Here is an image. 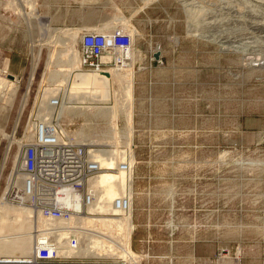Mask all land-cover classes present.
<instances>
[{"label": "rangeland", "instance_id": "obj_1", "mask_svg": "<svg viewBox=\"0 0 264 264\" xmlns=\"http://www.w3.org/2000/svg\"><path fill=\"white\" fill-rule=\"evenodd\" d=\"M97 27L130 33L132 70L109 69L105 88L57 76L38 110L55 42ZM40 47L17 139L37 112L59 117L74 144L121 151L130 135L131 247L142 264H264V0H0V78L12 84L0 97V133L13 131ZM53 98L62 108L50 107ZM8 144L0 134V167ZM20 150L13 144L0 198ZM97 255L86 261L125 264Z\"/></svg>", "mask_w": 264, "mask_h": 264}, {"label": "bare ground", "instance_id": "obj_2", "mask_svg": "<svg viewBox=\"0 0 264 264\" xmlns=\"http://www.w3.org/2000/svg\"><path fill=\"white\" fill-rule=\"evenodd\" d=\"M122 20L125 19L122 18ZM116 21H118V19H116ZM125 23L130 24L129 20H125ZM111 27H97L75 30L72 29L69 30V32L67 31L68 33L66 37V40L70 43L66 44L64 42L65 40L62 42V45H60L58 41L55 42L54 46L56 48H61V50H56V53L54 52L50 55V61H48V63L46 64L45 71L42 74L40 84H46L47 86L42 92L43 101L41 107H39L38 110L44 108L43 106H45L46 102L48 101V99H50V96L55 91V88L52 87V85L58 83V81L56 82L55 80L57 76H62L64 78L69 79L72 77L73 79H76L75 82H77L78 79L86 78L88 80L97 81L102 88H105L107 86V82L109 81V75H106L105 73H110L111 70L109 69H130V71L132 70L131 64H129L127 61L128 59H130L129 51L132 47V44H134L132 36V44L125 51L110 48L109 51H107L102 56L101 61L105 64L103 72H99L98 70L92 69H84L81 66V51L79 38L81 39L82 33L103 32L107 34H113L115 32L121 31L130 34L123 27H118L114 29ZM54 31L55 30H53V32ZM32 52L34 57L29 78V84L27 86V91L23 97L18 117L15 120L13 131L10 134L5 131L0 133L2 138L8 140L9 142L7 150L5 151L4 160L0 167V182L4 176V171L7 166V162L9 160L13 144L17 143L19 144V147H22L26 143H32L34 141L37 142L39 140V121H42L48 126H52V128H56L58 132L61 131L62 135L65 136V130L62 128L63 126L58 123L59 117L57 119H50L49 117L44 116V119H41V113L39 115V113L37 112L38 115H36V118L32 116L34 120L31 118L29 119V121H27L28 124L25 129L24 137L19 140L17 139L16 133L21 123L26 105L28 103L31 85L35 80L36 72L40 65L42 47H40L37 51L33 49ZM63 53L65 58L62 56ZM106 55H111L112 57L114 56L112 61L104 62L103 58ZM59 58L63 61L65 66L59 65V61L56 60ZM60 66L65 67V69L59 70L61 69L59 68ZM57 67L59 68L58 70L56 69ZM59 71H67V73H59ZM11 87L12 84L9 81L0 78V94H3L4 91L7 90L12 91ZM18 88L19 85H16L13 88L15 94L18 92ZM68 96H70L68 98L70 102L71 100L74 101V97H72L71 95ZM56 100L58 103H53V101ZM64 106H66V104ZM50 107L54 109L59 107L62 108L60 99L53 98L51 100ZM129 107L130 109H132V106L129 105ZM60 113L62 112L60 111ZM66 138L70 143L74 144V142H72L68 137ZM132 142V137L130 138V135H128L127 144L125 143V145L123 142L122 145L119 144L121 145V151H119L120 149L114 150V148L111 150L109 149L108 151L97 149L104 148L102 143H94L95 145L74 144L76 146H86V149L90 153V156L100 162L104 170H102L94 178H91L89 180V189L93 192L95 199L94 202L87 206L88 212L84 216H74V218L69 222L72 225L79 224L85 229H87L85 234L81 233V235L78 237L80 244L79 247L77 249L67 248L66 243L63 240L64 236L62 234H60V236L59 234H53L54 240L59 241L61 244L64 245L62 247V253L64 257H71L70 255H73L81 259H85L77 260L72 259L71 257V259L74 261L63 262L64 264H72L78 261H86L87 258L93 255L99 256L97 255V251H103L105 253H108V256L115 255L117 256V258L115 257L110 259H123L125 260V264H142L143 256L135 252L131 247L132 235L135 229V155L133 153ZM109 146L111 147L115 145L112 144ZM123 162L130 163V171H127L120 167V164H122ZM16 166L17 161L14 162V166L12 167L13 170L9 174V177L6 181V184L4 185L0 198V264H22L17 261H21L24 257H28L34 251V241L38 234L37 231L58 228L60 225L65 224V221H53L47 219L42 215H39L36 211H34L28 206H22L9 202L7 198V193L9 189L13 185H19L22 180V174L16 172ZM127 190H130V194L133 196V207L130 212L121 213L117 209V207L113 205V202L116 198L123 195V193H126ZM118 231L123 232L124 239H121L122 242H117L116 240L118 237ZM101 260H107V258H103Z\"/></svg>", "mask_w": 264, "mask_h": 264}, {"label": "built area", "instance_id": "obj_3", "mask_svg": "<svg viewBox=\"0 0 264 264\" xmlns=\"http://www.w3.org/2000/svg\"><path fill=\"white\" fill-rule=\"evenodd\" d=\"M81 66L84 69L104 71L102 56L110 48L125 51L131 44V35L125 32L107 34L85 32L80 39ZM53 103H58L57 100ZM39 140L24 144L18 155L16 172L22 174L19 185H13L8 193L9 202L28 206L39 215L53 220L65 221L58 228L37 231L34 251L21 261L22 264H62L73 262V257H64L59 241L53 234H62L66 247L77 249L78 237L86 233L83 226L70 224L74 216H84L87 206L94 202L89 180L103 169L100 162L93 159L86 146L70 143L61 131L39 121ZM130 171L129 162L120 164ZM13 170V169H12ZM113 205L121 213L132 210L133 196L130 190L116 198ZM16 260V259H13ZM81 264H108L102 260L84 261Z\"/></svg>", "mask_w": 264, "mask_h": 264}, {"label": "crops", "instance_id": "obj_4", "mask_svg": "<svg viewBox=\"0 0 264 264\" xmlns=\"http://www.w3.org/2000/svg\"><path fill=\"white\" fill-rule=\"evenodd\" d=\"M3 94H0V97L2 96Z\"/></svg>", "mask_w": 264, "mask_h": 264}]
</instances>
